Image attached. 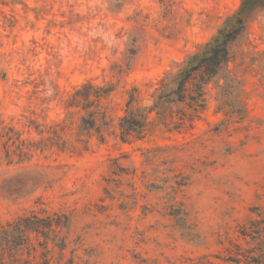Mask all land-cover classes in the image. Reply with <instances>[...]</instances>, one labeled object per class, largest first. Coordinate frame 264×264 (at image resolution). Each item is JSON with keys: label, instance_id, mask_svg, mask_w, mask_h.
Masks as SVG:
<instances>
[{"label": "rangeland", "instance_id": "obj_1", "mask_svg": "<svg viewBox=\"0 0 264 264\" xmlns=\"http://www.w3.org/2000/svg\"><path fill=\"white\" fill-rule=\"evenodd\" d=\"M241 1L0 0V226L65 214L52 264H264V6L231 46L243 114L211 83L192 126L118 135L130 90L150 103ZM87 82L112 86L99 131L68 106Z\"/></svg>", "mask_w": 264, "mask_h": 264}, {"label": "trees", "instance_id": "obj_2", "mask_svg": "<svg viewBox=\"0 0 264 264\" xmlns=\"http://www.w3.org/2000/svg\"><path fill=\"white\" fill-rule=\"evenodd\" d=\"M262 6L264 0H242L239 8L225 18L209 41L178 63L176 70L165 72L150 95V103L142 104L139 89L133 87L125 102L124 114L118 118L119 138L122 141L143 139L155 125L177 131L192 126L206 108L208 85L211 83L216 90L219 109L226 108L238 116L243 114L241 83L231 74L228 63L232 58L231 46L245 33L249 19ZM111 90V85L102 87L90 82L75 89L68 106H80L87 113L81 116L82 129L99 131L96 122L98 111L90 107L94 105L97 109L101 97ZM9 131L14 132L19 140V131L13 127ZM23 143L20 140L19 145ZM19 152L21 159L27 154L23 150ZM67 226L68 217L63 213L39 216L35 212L1 225L0 264H52L49 256L52 250L48 249V244L52 243L63 255L66 247L63 228ZM32 233L42 238L38 241L40 250L29 242ZM24 251L27 256H23ZM69 261L65 263L59 259L55 264H73V260Z\"/></svg>", "mask_w": 264, "mask_h": 264}]
</instances>
